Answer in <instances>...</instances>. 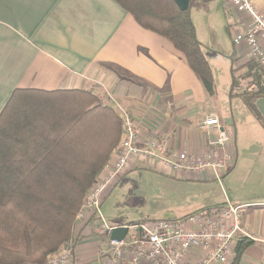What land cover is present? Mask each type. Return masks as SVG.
I'll list each match as a JSON object with an SVG mask.
<instances>
[{"label":"crops","instance_id":"0c3cea01","mask_svg":"<svg viewBox=\"0 0 264 264\" xmlns=\"http://www.w3.org/2000/svg\"><path fill=\"white\" fill-rule=\"evenodd\" d=\"M254 4L264 17V0H254ZM189 10L200 41L191 6ZM228 13L230 20L226 17ZM224 23L231 45L219 31ZM248 24L247 16L225 0H202V47L210 43L215 53L212 56L221 54L214 47L228 55L227 74L225 68L219 72L223 82L228 78L229 89L231 70L240 75L244 64L253 58L245 42L232 43V36ZM259 44L264 51L261 37ZM204 55L216 85V93L211 96L204 91L184 56L165 38L142 28L115 0H0V111L15 88L90 89L101 101L114 100L130 112L142 132L155 130L166 135L170 149L191 156L210 151L208 139L218 138L219 130L210 129L206 136L200 125L216 118L226 140L213 150L212 160L231 156L225 166L216 170L219 178L211 168L196 176L161 163L148 167L134 158L106 185L99 201L105 199L111 186L132 167L143 166L172 177L175 183L178 179L187 185L199 181L193 184L202 186L203 199L202 203L191 206L193 212L214 206L242 205L240 221L245 235L237 236L236 240L247 235L260 238L264 234V128L239 97H230L229 93L226 97L219 95L215 69ZM242 86H246L244 81ZM219 96L227 106L225 114V108L212 103ZM255 105L264 117V97L257 99ZM246 155L251 159H245ZM242 162L250 168L243 194L222 201L225 194L218 182ZM92 217L85 218L87 221L78 226L79 241L65 264L107 263V256L101 254L109 248L110 238L93 230L97 226L95 222L99 219L98 223L102 224V220L97 214ZM106 217L109 222L102 219L107 226L125 225H111L113 217L110 214ZM197 253L192 251L189 257ZM262 253L261 243L253 240L238 264H264ZM233 257L234 252L227 264Z\"/></svg>","mask_w":264,"mask_h":264},{"label":"trees","instance_id":"16d2710c","mask_svg":"<svg viewBox=\"0 0 264 264\" xmlns=\"http://www.w3.org/2000/svg\"><path fill=\"white\" fill-rule=\"evenodd\" d=\"M115 1L184 56L208 96L216 93L190 6L181 10L173 0ZM243 69L241 75L231 70L229 96L239 97L264 128L255 105L264 97V64L252 58ZM243 80L249 82L241 88ZM121 133L119 112L90 89L12 91L0 111V264H48L67 242L73 253L78 226L96 210L78 214ZM251 243L240 236L229 264H238Z\"/></svg>","mask_w":264,"mask_h":264},{"label":"built area","instance_id":"2783aa9c","mask_svg":"<svg viewBox=\"0 0 264 264\" xmlns=\"http://www.w3.org/2000/svg\"><path fill=\"white\" fill-rule=\"evenodd\" d=\"M225 1L244 13L249 20L243 31L232 36V43L238 45L245 42L253 58L263 65L264 51L259 38L264 39V17L257 11L254 0ZM108 103L116 108L122 119L121 139L101 179L90 191L78 218L91 207L102 219L99 214L101 193L134 158L150 167L161 163L196 176L211 168L217 178L219 174L216 170L225 166L226 160L231 158L225 155L222 159L212 160L213 150L226 140V134L216 118H209L200 125L206 136H209L210 129L219 130L218 138L208 139L210 151L200 156L182 155L167 146L166 135H160L155 130L142 132L130 112L122 109L114 100ZM241 208L242 205L231 204L214 206L178 219L145 220L124 225L127 227L124 238L120 241L110 239L109 248L101 255L107 256L106 264H227L234 252L237 236L245 235L240 221ZM112 228L102 222L95 232L110 235ZM247 236L261 243L264 261V234L260 238ZM192 251L198 253L190 258L189 253ZM71 255L70 248H62L48 258V264H65Z\"/></svg>","mask_w":264,"mask_h":264},{"label":"rangeland","instance_id":"374dc122","mask_svg":"<svg viewBox=\"0 0 264 264\" xmlns=\"http://www.w3.org/2000/svg\"><path fill=\"white\" fill-rule=\"evenodd\" d=\"M190 6L197 20L196 26L198 28L202 47V0H191ZM196 15L198 17H196ZM226 17L230 20L231 14H226ZM226 25L227 23H224V26L222 25L219 31L223 35L222 38L225 39L228 45H231V37L225 29ZM214 50L221 54L215 57L212 56L215 55V53L211 51L210 43H205L202 47V51L206 53L212 67L215 69L216 78L219 82L218 88L221 90V92L219 90V95L223 97V95L225 96V94L228 93L229 83L228 78L223 82V75L219 71L222 72V69L225 68V73L227 74L226 69L230 62L229 57H227L228 55L221 50L215 49V47ZM237 73H239V71ZM243 81L246 84L249 82V80ZM243 81L241 82L243 83ZM243 87L244 86L241 88ZM220 96L219 99L216 98L214 101L212 100V103L214 104L215 102L217 106L219 105L225 108V114L227 112V106L225 102H221L222 98ZM241 103L243 104V102ZM244 158L251 159L248 155ZM249 173V166L242 162L239 168L236 170L232 169L220 182H218L219 185H222L225 194V198H223L222 201H226V199L231 200L232 197L243 194L244 184ZM177 181L178 183H175L172 177L168 176L167 178L161 173L143 166L132 167L111 186V190H109L105 199L100 203L99 214L105 221L107 220L106 215L110 214L113 217V220L110 221L111 225H128L130 223H138L145 220L169 219L183 214L184 212H193L191 206L202 203V186L193 184L195 182L199 183V181L193 180L194 182H188L192 183L190 185L183 184L185 181L179 179ZM213 189L214 187L212 190ZM219 189L218 191L220 193ZM220 196L222 198V193ZM217 198L219 197L217 196ZM103 219H101L102 222ZM98 221L99 219L95 222L97 226L93 227L94 231L101 225ZM62 248H70L69 242L65 243L60 250Z\"/></svg>","mask_w":264,"mask_h":264},{"label":"water","instance_id":"95a60500","mask_svg":"<svg viewBox=\"0 0 264 264\" xmlns=\"http://www.w3.org/2000/svg\"><path fill=\"white\" fill-rule=\"evenodd\" d=\"M181 10H185L189 6L190 0H173ZM127 232V227L124 225L115 226L111 229L109 238L111 240L120 241L124 238Z\"/></svg>","mask_w":264,"mask_h":264}]
</instances>
